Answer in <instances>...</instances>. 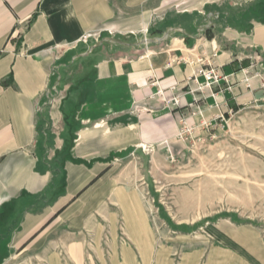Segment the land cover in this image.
I'll return each mask as SVG.
<instances>
[{"label": "crops", "instance_id": "obj_1", "mask_svg": "<svg viewBox=\"0 0 264 264\" xmlns=\"http://www.w3.org/2000/svg\"><path fill=\"white\" fill-rule=\"evenodd\" d=\"M262 101L264 0H0V264H264L250 221L159 234L123 163Z\"/></svg>", "mask_w": 264, "mask_h": 264}, {"label": "rangeland", "instance_id": "obj_2", "mask_svg": "<svg viewBox=\"0 0 264 264\" xmlns=\"http://www.w3.org/2000/svg\"><path fill=\"white\" fill-rule=\"evenodd\" d=\"M155 34L98 32L83 41L89 47L137 43L142 50ZM183 128L175 148L151 146L123 160L124 166L133 161L135 184L159 234L222 216L253 222L264 234V101L236 113L219 134L196 136Z\"/></svg>", "mask_w": 264, "mask_h": 264}, {"label": "built area", "instance_id": "obj_3", "mask_svg": "<svg viewBox=\"0 0 264 264\" xmlns=\"http://www.w3.org/2000/svg\"><path fill=\"white\" fill-rule=\"evenodd\" d=\"M199 75L205 78V82L207 85H212L214 83H218V81L220 80V77H221L219 72L214 67H208V68L200 69ZM159 94H163V90H159ZM171 103H178V100L176 98L167 100V104H171ZM187 130H189V129H187ZM150 147L149 146H143L142 148L144 151H148V149Z\"/></svg>", "mask_w": 264, "mask_h": 264}]
</instances>
